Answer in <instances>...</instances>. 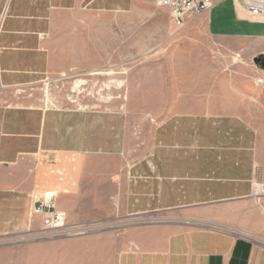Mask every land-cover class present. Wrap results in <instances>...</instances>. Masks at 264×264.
I'll return each instance as SVG.
<instances>
[{"label": "crops", "instance_id": "obj_1", "mask_svg": "<svg viewBox=\"0 0 264 264\" xmlns=\"http://www.w3.org/2000/svg\"><path fill=\"white\" fill-rule=\"evenodd\" d=\"M197 17L208 37L251 44L246 57L264 59V17L234 0H214ZM146 19L164 40L177 30L171 11L156 0H0V239L26 237L35 257L30 264H264V115L253 114L250 85H234L232 101L209 106L210 112L218 108L222 130L211 137L212 153L200 169L215 182L189 185L176 179L190 160L182 157L176 170L167 133L148 168L142 164L133 173L128 147L114 146L112 118L4 98L50 76L96 67L100 59L106 63L115 28L133 34L144 59ZM175 60L171 85L184 87L175 112L201 113L203 105H192L191 87H208L204 77L196 69L193 74L191 58L179 54ZM214 87L217 96L224 85ZM144 174L149 179H140ZM42 200L68 223L95 230L44 241V216L35 213ZM178 209L216 226L148 222L119 232L100 229L107 221Z\"/></svg>", "mask_w": 264, "mask_h": 264}, {"label": "rangeland", "instance_id": "obj_2", "mask_svg": "<svg viewBox=\"0 0 264 264\" xmlns=\"http://www.w3.org/2000/svg\"><path fill=\"white\" fill-rule=\"evenodd\" d=\"M149 1L145 0L146 5ZM197 18L191 19L189 26L173 30V35L166 40L153 33L152 22L146 19L142 60L137 56L133 34H128L124 28H115L110 59L106 63L100 59L96 67L71 69L59 76H50L36 85L7 93L4 98L15 99L18 103H37L45 110L70 109L90 113L98 119L112 118L114 146L128 147L132 159L130 169L135 167L130 170L133 173L139 165L148 168L147 163L153 160V152L159 147L162 135L167 133L171 137L169 147L173 146L171 158L176 161V170L182 168V157L190 160L185 165L187 171L178 173L181 178L176 181L187 185L213 183L212 173L200 167L201 161L212 153L211 137L222 130V124L218 108L211 111L216 110V113L208 108L217 100L232 101L236 97L234 85L245 84L251 86L248 98L252 101L253 114L264 115V59L246 57L244 48L251 44L223 43L208 37L204 23ZM179 54L191 58L193 74L196 70L201 73L203 84L208 86L191 87L192 105L200 103L203 111L183 117L175 110L184 87L171 85L175 77V57ZM218 82L224 87H219L220 93L216 96L214 85ZM218 103L222 109L223 103ZM168 117L171 119L165 123ZM139 176L149 179L145 174ZM201 218V214L178 209L171 215H145L142 220L129 217L107 221L100 229L119 232L136 223L148 222L177 227L216 226ZM59 239L44 241L51 243ZM28 241L26 237L0 239V264H30L35 257L27 250Z\"/></svg>", "mask_w": 264, "mask_h": 264}, {"label": "built area", "instance_id": "obj_3", "mask_svg": "<svg viewBox=\"0 0 264 264\" xmlns=\"http://www.w3.org/2000/svg\"><path fill=\"white\" fill-rule=\"evenodd\" d=\"M256 17H264V0H234ZM161 8H168L176 29L184 28L188 21L208 12L214 0H156ZM35 213L43 215L42 236L45 239H73L88 236L96 226L84 223L70 224L66 215L57 211L55 205L48 201H39Z\"/></svg>", "mask_w": 264, "mask_h": 264}, {"label": "water", "instance_id": "obj_4", "mask_svg": "<svg viewBox=\"0 0 264 264\" xmlns=\"http://www.w3.org/2000/svg\"><path fill=\"white\" fill-rule=\"evenodd\" d=\"M258 61V60H257ZM263 189H264V187H263Z\"/></svg>", "mask_w": 264, "mask_h": 264}]
</instances>
